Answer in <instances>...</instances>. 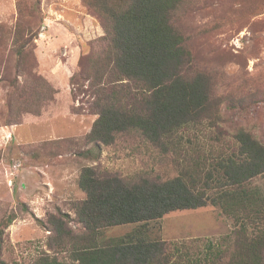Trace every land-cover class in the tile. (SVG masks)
I'll return each mask as SVG.
<instances>
[{
    "label": "rangeland",
    "instance_id": "374dc122",
    "mask_svg": "<svg viewBox=\"0 0 264 264\" xmlns=\"http://www.w3.org/2000/svg\"><path fill=\"white\" fill-rule=\"evenodd\" d=\"M36 1L0 0V221L16 216L0 252L4 264H31L45 254L74 261V240L53 241L48 219L67 213L68 226L84 233L76 210L86 197L78 184L83 167L132 180L166 179L179 173L175 155L237 152L238 129L264 143V0H183L177 9L174 23L186 36L191 68L213 78L217 108L197 127L182 128L176 152L163 151L137 130L93 146L88 135L98 115L89 93L109 43L105 23L85 0H39V15ZM252 183L264 188V175ZM138 224L104 228L100 238L124 235ZM237 227L212 203L149 223L152 239L177 243L194 259L208 245L229 252Z\"/></svg>",
    "mask_w": 264,
    "mask_h": 264
},
{
    "label": "trees",
    "instance_id": "16d2710c",
    "mask_svg": "<svg viewBox=\"0 0 264 264\" xmlns=\"http://www.w3.org/2000/svg\"><path fill=\"white\" fill-rule=\"evenodd\" d=\"M85 1L105 23L109 42L99 55L96 83L90 84L98 116L88 139L97 148L113 143L119 133L137 130L165 152L181 150L182 128L197 127L217 108L213 78L192 70L186 36L174 23L183 0ZM34 10L41 14L39 0ZM28 41L20 40L19 54ZM235 137L238 150L229 155H175L179 173L172 178L145 175L132 180L83 167L78 184L86 197L76 210L84 233L77 235L68 226L67 213L48 219L53 241L74 240V261L45 254L31 264H264V188L252 183L264 175V143L244 128ZM209 203L239 223L229 252L224 245H208L194 259L183 256L177 243L151 238L150 221ZM15 218L12 213L0 221V252ZM128 223L139 224L101 240L102 229Z\"/></svg>",
    "mask_w": 264,
    "mask_h": 264
}]
</instances>
